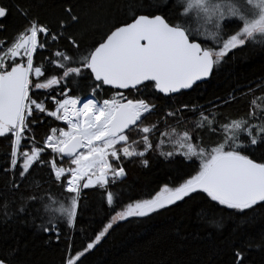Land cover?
Instances as JSON below:
<instances>
[{
    "label": "snow or ice",
    "instance_id": "snow-or-ice-1",
    "mask_svg": "<svg viewBox=\"0 0 264 264\" xmlns=\"http://www.w3.org/2000/svg\"><path fill=\"white\" fill-rule=\"evenodd\" d=\"M39 6L55 8L54 19H42ZM106 11L101 30L87 19L80 0L52 5L0 0V138L10 141L0 169L6 178L0 227L27 228L43 245L53 238L59 242L65 229L75 228L85 190L98 191L114 214L75 254L69 244L61 262L82 264L115 224L200 193L253 226L257 209H264V80L242 93L253 98L239 117L221 112L218 98L208 107H169L157 121L145 123L157 111L145 95L194 90L234 50H264V0H108ZM10 17L17 22L11 31ZM105 89L115 91L101 98ZM129 90L140 98H129ZM237 99L233 92L222 103ZM37 114L66 127L49 125L37 140L34 126L44 123ZM205 134L217 139L209 136L206 142ZM49 151L51 158L45 155ZM152 152L178 172L191 171L174 177L171 186L166 182L151 198L122 204L111 188L127 177L124 162L149 168ZM13 239L14 244L0 246V264H25L21 241ZM252 247L264 251V232L235 237L226 246L227 260L221 250L209 255L208 264L213 256L214 264H251Z\"/></svg>",
    "mask_w": 264,
    "mask_h": 264
},
{
    "label": "trees",
    "instance_id": "trees-1",
    "mask_svg": "<svg viewBox=\"0 0 264 264\" xmlns=\"http://www.w3.org/2000/svg\"><path fill=\"white\" fill-rule=\"evenodd\" d=\"M10 0H4L9 3ZM38 5H52L54 0H36ZM86 17L91 22H97L101 30L105 27V16L108 0H80ZM36 11L42 19L52 21L56 10L49 6H39ZM17 22L14 18L9 19L11 31ZM7 35V34H4ZM91 38V37H89ZM55 46L51 51H55ZM43 55H49L48 50ZM39 63V56L37 57ZM264 80V50L258 47H245L234 50L226 58L218 70H214L208 82L200 84L194 90L182 92L176 96L163 97L154 91L145 95L150 103L157 105V111L147 116L145 123L155 122L169 107H179L182 104L209 106V101H217L222 98L220 111L227 116L239 117L248 111L251 95L244 96L248 86L255 88L256 84ZM59 91L57 88L52 95ZM114 90L105 89L101 98L112 95ZM235 92L237 100L223 105L231 93ZM80 95L81 93H76ZM260 92L257 91L256 95ZM129 98H140V94L134 91H126ZM51 108V100L48 101ZM40 115L44 123L34 126L36 139L42 140L52 127L61 126L52 118ZM191 116V113H187ZM172 123H175L172 121ZM160 130H163L161 124ZM214 134H205V140ZM154 141L156 138H153ZM170 145L165 146L169 150ZM10 151V141L0 138V169L5 166L6 153ZM51 158V153L45 154ZM59 159V158H57ZM151 167L143 168L137 162H124L127 177L111 190L118 193L122 204H127L140 199H148L154 196L167 182L171 186L174 177L183 176V172L191 171L184 168L178 172L173 164H170L158 153L148 154ZM182 160V157H177ZM188 163V162H185ZM67 166V160L63 162ZM198 161L195 167L198 169ZM194 174V172H193ZM183 178H187L184 176ZM5 176L0 172V188L4 186ZM116 210H120L117 207ZM206 213V214H205ZM231 210L222 209L221 206L213 205L206 194H196L193 199L186 198L185 202H178V206H170V209L161 210L148 217H132L126 221L115 224L109 234L90 253L82 257V264H208L209 255L223 250V259L227 260V244L238 236L259 237L264 232V209H257L256 223L248 226L243 218L230 214ZM114 214L98 191L85 190L81 202L77 223L74 229H65L66 235L61 240L50 245H43L39 240L31 237V231L23 227H0V246L14 244L15 239L21 241L22 251L20 259L25 264H61L67 253L68 245H73L72 253L81 250L89 239L94 238V233L108 222V218ZM215 220L220 227H216L210 221ZM237 225H240L237 228ZM27 247H24V245ZM217 257L213 256V264ZM251 264H264V251L259 247L249 249Z\"/></svg>",
    "mask_w": 264,
    "mask_h": 264
},
{
    "label": "water",
    "instance_id": "water-1",
    "mask_svg": "<svg viewBox=\"0 0 264 264\" xmlns=\"http://www.w3.org/2000/svg\"><path fill=\"white\" fill-rule=\"evenodd\" d=\"M209 80V78L207 79V80H205V81H202V82H198V85L199 84H202V83H205V82H207ZM115 91V90H114ZM130 91V90H129ZM189 91H191V90H182V92H189ZM181 92V93H182ZM159 95H161V96H163V94H160V93H158ZM178 94H180V93H177V94H172L171 96H176V95H178ZM163 97H165V96H163ZM170 97V96H169ZM65 160H67V158H65ZM125 179V178H124ZM123 179V180H124Z\"/></svg>",
    "mask_w": 264,
    "mask_h": 264
},
{
    "label": "rangeland",
    "instance_id": "rangeland-1",
    "mask_svg": "<svg viewBox=\"0 0 264 264\" xmlns=\"http://www.w3.org/2000/svg\"><path fill=\"white\" fill-rule=\"evenodd\" d=\"M57 122H58V121H57ZM58 123H60V124H61V122H58ZM61 126H64V127H66L65 125H62V124H61ZM131 218H132V217H131Z\"/></svg>",
    "mask_w": 264,
    "mask_h": 264
},
{
    "label": "flooded vegetation",
    "instance_id": "flooded-vegetation-1",
    "mask_svg": "<svg viewBox=\"0 0 264 264\" xmlns=\"http://www.w3.org/2000/svg\"><path fill=\"white\" fill-rule=\"evenodd\" d=\"M210 79V78H209ZM208 82V81H207ZM206 83V82H205ZM203 84V83H202ZM200 85V84H199Z\"/></svg>",
    "mask_w": 264,
    "mask_h": 264
}]
</instances>
